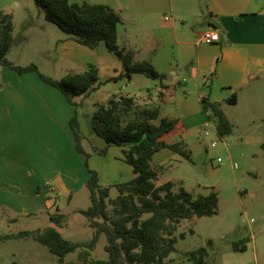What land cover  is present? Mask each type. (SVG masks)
Masks as SVG:
<instances>
[{
    "label": "crops",
    "instance_id": "0c3cea01",
    "mask_svg": "<svg viewBox=\"0 0 264 264\" xmlns=\"http://www.w3.org/2000/svg\"><path fill=\"white\" fill-rule=\"evenodd\" d=\"M69 2L112 8L121 18L117 26L118 47L130 52L134 61H149L165 75L153 89L144 86L140 92L123 91L119 87L122 79L106 83L112 86V93L106 95L102 104L117 95L131 97L139 106H157L160 119L177 121L175 130L162 140L167 144L179 143L186 152L188 138L205 129L213 128L216 132V118L210 110H202V98L222 110L232 125L229 135L242 131L243 122L248 126L247 132L254 131L257 122L264 125V0ZM35 9L39 8L34 0H0V11L13 16L9 52L18 49L9 62L18 66L33 64L47 76L55 71V66L66 76L93 65L103 82L124 73L116 56L102 52L100 46L91 50L77 43L44 16H34ZM209 28L218 31V42L201 40ZM48 38L54 41L51 55L45 44L39 43ZM34 40L38 41V45L34 44L36 49L28 46ZM123 79L128 81L127 87L139 81L146 83L135 75ZM107 85L95 92H103ZM233 96L235 103H227ZM75 112V106L59 90L44 83L36 72L19 75L0 66V213L12 220V216L39 217L53 207L58 209L62 196L86 186L89 174L84 166L85 155L76 151L70 128ZM255 141L264 148V142ZM93 147L101 150L106 144L97 137L89 142L91 152L82 146L88 156L97 154ZM172 153L175 152L162 149L152 156L151 162L163 169L164 157L170 158ZM122 164V158H118L108 171L96 169L99 185L128 181L119 180L124 171L116 169V165Z\"/></svg>",
    "mask_w": 264,
    "mask_h": 264
},
{
    "label": "trees",
    "instance_id": "16d2710c",
    "mask_svg": "<svg viewBox=\"0 0 264 264\" xmlns=\"http://www.w3.org/2000/svg\"><path fill=\"white\" fill-rule=\"evenodd\" d=\"M42 11L44 19L56 25L65 35L77 43L95 50L101 43L121 62L124 73L105 82L100 80L98 68L89 65L82 72L67 74L59 80L38 72L35 65L18 66L6 59L12 46L13 16L0 11V66H6L19 75L36 72L46 84L59 90L73 105L76 98L97 91L111 81L132 75H143L162 82L165 75L159 73L149 61H134L130 52L117 45V26L120 15L104 4H75L69 0H34ZM227 103H235V96ZM202 110H210L216 118V133L221 139L232 132V125L217 104L207 99L201 100ZM96 110L89 119L92 132L101 138L106 148L94 150L104 155L107 148L118 147L122 160L128 164L133 177L125 182L110 186H100L98 174L88 169L86 187L90 193L91 205L79 213L88 221L94 233L87 242H70L57 228L63 226L65 215L59 212L49 214L53 226L35 231L22 230L14 234H0V241L32 237L46 246L63 263L64 257L77 250L82 263L65 264H164L166 258L175 251V232L183 220L216 213L218 196L216 192L193 196L180 187L173 191V183L168 181L156 185L161 167L151 166L152 156L169 149L189 160V153L179 143L167 144L162 138L176 128L177 121L159 118V108L137 105L133 98L113 95L105 104H96ZM75 148L88 157L81 146V133L75 115L70 120ZM87 167V163L85 162ZM117 192L110 198V189ZM58 210V209H57ZM106 237L104 250L107 259H90L101 235ZM180 238L185 234L181 233ZM246 239L232 243L233 251H244ZM211 243V240L208 241ZM207 250L200 247L187 252L191 264H206Z\"/></svg>",
    "mask_w": 264,
    "mask_h": 264
},
{
    "label": "rangeland",
    "instance_id": "374dc122",
    "mask_svg": "<svg viewBox=\"0 0 264 264\" xmlns=\"http://www.w3.org/2000/svg\"><path fill=\"white\" fill-rule=\"evenodd\" d=\"M35 10L37 11L34 16L43 18L42 11ZM39 43H44L45 49L50 51L49 55L52 54L53 40L48 38ZM34 44L38 45V41L28 42L30 48L36 49ZM44 47L41 49L44 50ZM100 50L109 52L110 56H115L107 50L103 43L100 44ZM17 52L18 49L15 48L7 54L6 59L12 61ZM54 70V72H49L50 76L38 72L55 80L64 77V72L58 71L56 66ZM135 78L145 80L146 83L142 84L139 81L135 86L127 87L128 81L122 79L119 87L126 92H140L142 87L153 89L158 83L157 80L143 75H135ZM108 93H112V86L109 84L103 92H93L85 97L76 98L77 105L74 106L82 137L81 146L85 148V151L91 152L89 142L97 138L90 128L89 119L96 110V103L102 104ZM240 128L242 131H234L223 140L219 139L213 128H210L207 136L202 131L188 138L187 150L190 154V161L176 153H172L170 158L169 155L167 159V156L164 157L165 168L157 177L156 185L164 180H170L174 183V192H178L182 187L194 197L211 192H216L218 196L216 213L193 217L178 224L175 232L177 238L174 245L175 251L166 258L164 264H191L187 252L200 247H205L207 250L206 264H264V148L255 141L259 139L264 142V131H262L264 125L257 122L254 124V131L247 132L248 126L246 122H243ZM212 143H216V146L211 147ZM92 149L96 150L94 147ZM83 158L87 163V167L84 163L87 171L98 169L106 172L112 163H117V159L122 158V155L118 147L111 146L107 148L104 155L91 153V156H83ZM217 158L220 159L219 162ZM151 166L159 167H156L154 161L151 162ZM117 168L124 171L120 173L122 176L119 180H129L133 177L131 167L124 161L122 166L116 165ZM87 171H85L86 174ZM116 194V190L111 188L110 198H114ZM90 205L88 188L86 186L77 188L74 193L59 199L58 210L53 207L39 217L12 216V220L6 214L0 213V234H14L22 230H42L49 225L53 226L49 220V214L59 212L65 215L63 226L57 228L61 235L70 242H87L94 230L88 226L87 219L79 213V210L87 209ZM181 233L185 234L183 239L179 236ZM243 239H246V249L233 251L232 243ZM209 240H211L210 244ZM105 245L106 237L102 234L96 247L90 252L89 258L107 259ZM79 253V250L70 253L64 257L63 263H59L57 256L32 237L0 241V264L82 263Z\"/></svg>",
    "mask_w": 264,
    "mask_h": 264
},
{
    "label": "built area",
    "instance_id": "2783aa9c",
    "mask_svg": "<svg viewBox=\"0 0 264 264\" xmlns=\"http://www.w3.org/2000/svg\"><path fill=\"white\" fill-rule=\"evenodd\" d=\"M220 39V36H219V33L217 30L215 29H207L206 31H204V33L202 34L201 36V40L205 43H215V42H218ZM209 133V130L208 129H205L204 130V135L207 136ZM216 146V143H212L211 144V147H215ZM217 161L219 162L220 159L217 158Z\"/></svg>",
    "mask_w": 264,
    "mask_h": 264
}]
</instances>
